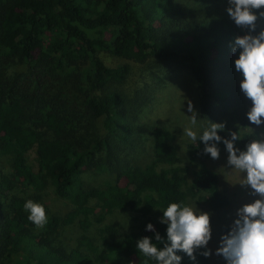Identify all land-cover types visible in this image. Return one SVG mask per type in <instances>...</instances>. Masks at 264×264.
Here are the masks:
<instances>
[{"label":"trees","instance_id":"16d2710c","mask_svg":"<svg viewBox=\"0 0 264 264\" xmlns=\"http://www.w3.org/2000/svg\"><path fill=\"white\" fill-rule=\"evenodd\" d=\"M247 32L224 10L203 18L186 13L176 0H0V157L10 158V171L0 172V203L8 201L0 205V264H155L136 248L144 236L163 248L167 225L155 222V213L161 218L169 203L189 200L212 211L227 207L217 174L204 163L187 182L167 129L153 128L149 164L118 163L117 146L135 142V110L130 112L121 90L130 67H108L100 53L185 69L198 91L201 119L210 125L234 118L218 135L230 139L237 132L234 145L243 151L264 136V124L248 121L251 102L233 77L239 53L231 46ZM217 147L226 149L222 142ZM203 149L202 141H192L190 159L210 157ZM88 171L113 180L86 187L81 176ZM48 187L70 206L61 219L41 202ZM15 189L24 197L9 199ZM27 192L46 209L48 223L41 229L27 219ZM97 209L105 216L114 210L132 214L137 225L122 230L96 215ZM93 221L100 224L95 238L83 234ZM75 222L83 233L68 249L57 239L58 228ZM148 223L160 242L145 230ZM205 250H197L196 261L177 255L181 264H212L200 254Z\"/></svg>","mask_w":264,"mask_h":264},{"label":"rangeland","instance_id":"374dc122","mask_svg":"<svg viewBox=\"0 0 264 264\" xmlns=\"http://www.w3.org/2000/svg\"><path fill=\"white\" fill-rule=\"evenodd\" d=\"M184 8L185 12L194 15L199 14L203 18L217 17L228 6L226 0H176ZM226 12V11H225ZM258 15V13H257ZM264 29V18L256 22V31L258 34ZM245 30V29H243ZM100 58L108 67H115L121 64H127L130 67V75L123 92L129 99V110H135V142L132 146L118 145L116 156L120 165H138L145 166L152 160V130L153 128H164L170 131L174 138L178 150V162L176 166L186 169V180L189 183L193 178V171L197 170L200 163H204L212 169L218 177V189L228 199V206L220 211L210 210L203 202L189 200L188 205L198 208L210 214L212 225V239L207 249L211 250L210 260L212 264H227L222 256L216 255V249L220 247L222 235L226 234L233 226L237 218V209L246 203H251L259 198L258 195H252L250 187L241 186V181L245 173L235 169L227 164L228 153L226 149L220 150L218 159L207 157L204 160L196 159L192 161L188 155V146L192 142L184 135L186 127H192L190 124V115L188 112V103L191 101L194 109L197 111V125L193 130L202 132L210 126L204 122L199 114L198 91L190 74L182 68L175 67L171 63L149 59L144 64H134L114 57L109 53H100ZM233 77L240 81L241 74L233 69ZM231 117V116H230ZM228 117V119H230ZM218 123L234 124L235 120H223ZM264 141V136L261 137ZM34 154H30L33 158ZM10 171V158L8 156L0 157V172L8 173ZM82 181L86 187H100L106 181H112L113 178L107 173H97L88 171L82 174ZM24 197L19 189H15L9 195ZM25 196H30L34 200L33 192H27ZM41 202L47 207L49 215L57 218H63L70 210L66 201L59 198L48 187L41 193ZM8 199V200H9ZM39 203V202H36ZM8 201L1 200V207L5 208ZM96 215H104L97 209ZM106 223L122 230L128 231L137 225L135 217L132 214L114 210L108 215H104ZM155 222L160 221L158 213L153 215ZM100 224L93 221V225L87 232L83 233L77 223H73L62 228H58L57 239L68 249L76 247L81 234L95 238Z\"/></svg>","mask_w":264,"mask_h":264},{"label":"clouds","instance_id":"9594fccd","mask_svg":"<svg viewBox=\"0 0 264 264\" xmlns=\"http://www.w3.org/2000/svg\"><path fill=\"white\" fill-rule=\"evenodd\" d=\"M226 3L229 19L235 26L248 30L247 34L234 38L231 52L239 53L233 62L234 70L241 74L240 91L251 102L247 119L251 125L260 126L264 124V29L256 35L252 33L256 31L257 20L264 18V0H226ZM187 110L191 113L192 127H186L184 135L193 142L202 141L204 153L214 160L219 158L217 144L222 142L228 153L227 164L245 173L241 186L250 187L251 194L259 196L237 209V218L231 229L222 235L216 255L222 256L227 264H264V141L253 140L246 145V150H239L234 145L240 138L237 132H231L230 139L218 135L225 128L223 123H211L198 136L193 130L198 114L191 101ZM23 208L36 228L41 229L48 223L42 204L27 200ZM162 212L160 223L167 225V239L163 248H158L148 236L137 240L136 248L145 258L155 264H181L182 257L177 252L196 261V252L201 248L206 249L201 255L211 256V250L207 249L212 239L209 213L183 201L169 203ZM145 230L155 233L157 242L162 240L152 223H148Z\"/></svg>","mask_w":264,"mask_h":264}]
</instances>
